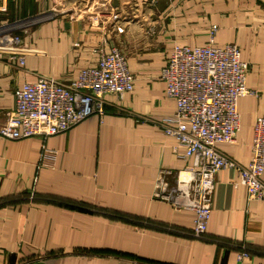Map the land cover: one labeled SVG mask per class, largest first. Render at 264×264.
I'll list each match as a JSON object with an SVG mask.
<instances>
[{
	"label": "crops",
	"instance_id": "0c3cea01",
	"mask_svg": "<svg viewBox=\"0 0 264 264\" xmlns=\"http://www.w3.org/2000/svg\"><path fill=\"white\" fill-rule=\"evenodd\" d=\"M37 12L17 32L32 48L23 64L0 58V124L13 89L39 76L68 84L100 50L118 48L133 89L104 97L92 114L48 136L0 137V264H264V201L249 199L232 168L214 177L203 237L194 212L152 198L192 162L159 125L175 102L160 70L174 45L235 43L251 90L239 98L237 143L216 147L241 165L264 115V0H7L0 21ZM214 28L211 34V29ZM250 259L240 261V246Z\"/></svg>",
	"mask_w": 264,
	"mask_h": 264
},
{
	"label": "built area",
	"instance_id": "2783aa9c",
	"mask_svg": "<svg viewBox=\"0 0 264 264\" xmlns=\"http://www.w3.org/2000/svg\"><path fill=\"white\" fill-rule=\"evenodd\" d=\"M6 10L7 0H0V14ZM44 15L37 12L0 21V58L23 64L33 50L16 30L23 21H40ZM248 69L235 43L214 46L210 37L201 46L174 45L160 70L165 94L175 102L173 114L159 120L160 128L183 147V156L192 162L175 173L172 184L168 180L171 172L160 170L152 198L193 211L192 235L198 238L206 232L214 177L220 168L234 169L235 183L245 187L248 198L264 201V115L254 120L247 165L216 147L218 143H237L238 100L251 93L245 85ZM133 81L125 56L116 47L100 50L96 62L80 70L68 84L48 76L26 81L13 89L14 108L5 113L0 137L48 136L67 130L92 114L102 115L105 95L131 91ZM237 259H250L246 246H240Z\"/></svg>",
	"mask_w": 264,
	"mask_h": 264
},
{
	"label": "trees",
	"instance_id": "16d2710c",
	"mask_svg": "<svg viewBox=\"0 0 264 264\" xmlns=\"http://www.w3.org/2000/svg\"><path fill=\"white\" fill-rule=\"evenodd\" d=\"M6 13H4V14H0V16H3V15H5Z\"/></svg>",
	"mask_w": 264,
	"mask_h": 264
},
{
	"label": "rangeland",
	"instance_id": "374dc122",
	"mask_svg": "<svg viewBox=\"0 0 264 264\" xmlns=\"http://www.w3.org/2000/svg\"><path fill=\"white\" fill-rule=\"evenodd\" d=\"M58 1V0H57ZM42 20L40 19V21L39 22H41Z\"/></svg>",
	"mask_w": 264,
	"mask_h": 264
}]
</instances>
